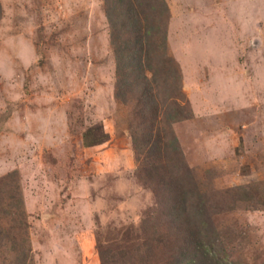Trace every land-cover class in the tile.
Masks as SVG:
<instances>
[{"label":"rangeland","instance_id":"rangeland-1","mask_svg":"<svg viewBox=\"0 0 264 264\" xmlns=\"http://www.w3.org/2000/svg\"><path fill=\"white\" fill-rule=\"evenodd\" d=\"M165 1L192 111L172 130L199 192L224 201L227 188L264 183V0ZM0 4V178L18 174L34 264H100V246L129 248L157 216L116 128L102 0ZM89 128L104 141L84 147ZM228 204L212 215L216 261L264 264V208Z\"/></svg>","mask_w":264,"mask_h":264},{"label":"trees","instance_id":"trees-1","mask_svg":"<svg viewBox=\"0 0 264 264\" xmlns=\"http://www.w3.org/2000/svg\"><path fill=\"white\" fill-rule=\"evenodd\" d=\"M114 58L115 124L127 131L135 176L156 199L157 216L142 222V237L127 249L100 246V264H219L212 215L250 205L264 208V183L227 188L214 201L194 180L172 125L191 118L182 74L171 56L165 0H102ZM2 9L0 4V19ZM95 131V130H94ZM89 128L84 147L104 141ZM216 204V205H215ZM29 223L16 171L0 178V264H34Z\"/></svg>","mask_w":264,"mask_h":264}]
</instances>
